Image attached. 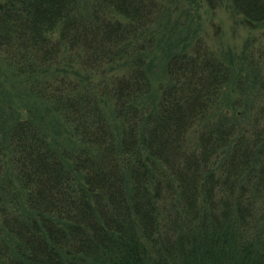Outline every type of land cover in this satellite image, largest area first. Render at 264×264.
<instances>
[{
	"label": "trees",
	"instance_id": "trees-1",
	"mask_svg": "<svg viewBox=\"0 0 264 264\" xmlns=\"http://www.w3.org/2000/svg\"><path fill=\"white\" fill-rule=\"evenodd\" d=\"M0 55V264H264V0H0Z\"/></svg>",
	"mask_w": 264,
	"mask_h": 264
},
{
	"label": "rangeland",
	"instance_id": "rangeland-1",
	"mask_svg": "<svg viewBox=\"0 0 264 264\" xmlns=\"http://www.w3.org/2000/svg\"><path fill=\"white\" fill-rule=\"evenodd\" d=\"M215 21L223 25L225 41L232 44L237 50H241L244 47V40L249 35V30L238 26L235 31L236 24L233 18L223 8L215 15ZM210 32L213 33L212 28H210ZM24 86L14 76V70L0 55V130L4 121L11 118L13 114L16 115L17 111L25 114L29 106L35 104L25 95ZM0 136H2L1 131Z\"/></svg>",
	"mask_w": 264,
	"mask_h": 264
}]
</instances>
